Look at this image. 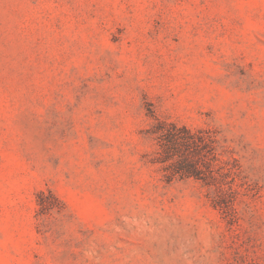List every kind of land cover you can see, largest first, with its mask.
<instances>
[{
  "label": "rangeland",
  "instance_id": "374dc122",
  "mask_svg": "<svg viewBox=\"0 0 264 264\" xmlns=\"http://www.w3.org/2000/svg\"><path fill=\"white\" fill-rule=\"evenodd\" d=\"M0 264H264V0H0Z\"/></svg>",
  "mask_w": 264,
  "mask_h": 264
},
{
  "label": "trees",
  "instance_id": "16d2710c",
  "mask_svg": "<svg viewBox=\"0 0 264 264\" xmlns=\"http://www.w3.org/2000/svg\"><path fill=\"white\" fill-rule=\"evenodd\" d=\"M161 122V121H160ZM171 127H176L175 124L170 123ZM181 132H185L186 134H193L191 133V129L187 126H180L178 127ZM184 135L178 134L176 132H161V134L158 135V143L161 147L162 151L168 152V151H175L177 148V145L184 139ZM175 172H182V175H193L194 177L198 176V171L194 169L191 166L185 167V166H178L175 168Z\"/></svg>",
  "mask_w": 264,
  "mask_h": 264
}]
</instances>
